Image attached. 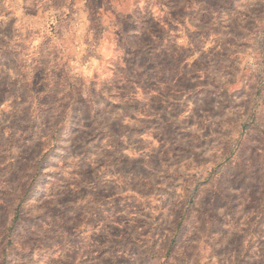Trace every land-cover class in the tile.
Listing matches in <instances>:
<instances>
[{"label":"rangeland","instance_id":"rangeland-1","mask_svg":"<svg viewBox=\"0 0 264 264\" xmlns=\"http://www.w3.org/2000/svg\"><path fill=\"white\" fill-rule=\"evenodd\" d=\"M0 264H264V0H0Z\"/></svg>","mask_w":264,"mask_h":264},{"label":"crops","instance_id":"crops-1","mask_svg":"<svg viewBox=\"0 0 264 264\" xmlns=\"http://www.w3.org/2000/svg\"><path fill=\"white\" fill-rule=\"evenodd\" d=\"M9 4H10V1H9ZM8 7H10V6L8 5Z\"/></svg>","mask_w":264,"mask_h":264}]
</instances>
